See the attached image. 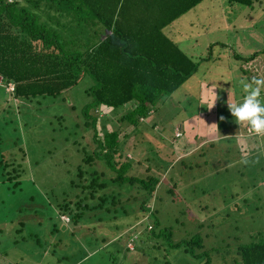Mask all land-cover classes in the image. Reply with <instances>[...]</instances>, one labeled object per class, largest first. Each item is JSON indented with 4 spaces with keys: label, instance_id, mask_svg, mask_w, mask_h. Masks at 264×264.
<instances>
[{
    "label": "rangeland",
    "instance_id": "374dc122",
    "mask_svg": "<svg viewBox=\"0 0 264 264\" xmlns=\"http://www.w3.org/2000/svg\"><path fill=\"white\" fill-rule=\"evenodd\" d=\"M172 23L170 37L184 49L190 38L183 36L188 34L192 37L189 54L197 52V58L203 59L192 76L171 94L161 96L155 111L140 119L138 128L150 138L139 133L136 147L125 148L133 160L149 157L159 165L155 174L160 181L150 212L141 210L139 198L127 201L123 194L118 211L110 196L103 206L94 208L91 204L98 199L85 198V212L79 218L73 216V202L87 193L71 180H77V166L88 152L83 145L94 146L92 127L83 124L80 111L90 100L85 92L92 83L89 75L56 95L30 98L14 97L9 82L0 80V264H202L205 259L210 264H233L238 239L248 243L260 230L264 236V135L236 134L229 144L236 141L243 155L229 159L222 148L225 139H210L224 130L242 131L248 124L235 122L227 102H243L241 80L264 78V63L244 58L256 49L264 58V0L256 1L253 9L202 0ZM260 98L264 100V95ZM126 109L100 106L102 121L98 123L105 122L110 129ZM152 121L158 122L157 128ZM178 132L181 135L176 137ZM236 139L246 141L245 145H238ZM208 140H214L213 146L205 143ZM201 142L205 153L196 151L195 143ZM190 145L196 152L185 161L198 164L185 168L176 158ZM19 146L26 157L19 182L13 186L15 179L7 181L2 175L6 169L1 160L19 161ZM96 165L101 169L100 161ZM175 181L177 186L168 190ZM105 191L109 187L98 193ZM68 203L72 208L64 209ZM155 221L172 227L174 239L200 232L207 253L192 257L182 246L149 248L154 238L147 237L144 229ZM127 233L140 234L137 253L126 248L133 246Z\"/></svg>",
    "mask_w": 264,
    "mask_h": 264
},
{
    "label": "trees",
    "instance_id": "16d2710c",
    "mask_svg": "<svg viewBox=\"0 0 264 264\" xmlns=\"http://www.w3.org/2000/svg\"><path fill=\"white\" fill-rule=\"evenodd\" d=\"M200 1L142 0L141 6L134 5L137 8L133 6V11L127 12L131 0H0V77L6 83H14L11 89L14 97L56 95L75 85L85 74L92 79L85 89L90 100L82 104L80 111L84 116L83 124L92 127L94 146L88 149L83 145L88 152L84 153L82 163L77 166V180H71L73 185L87 193L73 202L74 217H81L88 207V203L83 202L85 198L98 199L91 204V208L103 206L109 196L111 203L117 206L124 203L120 200L123 194H126L127 201L139 198L141 210L151 211V199L160 181L155 174L159 165L149 161V157L133 160L132 154L127 153L125 148L128 144L136 147L140 141L137 138L139 133L150 138L149 133L142 134L144 129L140 131L138 128L142 120L140 117L146 119L151 115L159 98L171 94L192 76L199 60L203 59L201 55L197 58V52L189 54L192 38L188 47L182 49L164 30ZM223 1L226 8L228 3H237L253 9L258 0ZM124 16L131 19L130 23L124 21ZM98 25L99 28L107 27L110 32L99 43L92 45L87 42L91 34L89 30L93 33ZM258 54L256 49L244 58L251 61ZM263 95L264 90L261 97ZM100 106H125L127 109L108 129L105 122L98 123L102 121ZM157 123L151 122L153 128H157ZM99 125L100 129L97 128ZM137 128L139 131H135ZM133 132L135 136L128 143L127 139ZM174 135L179 137L181 132ZM213 141L205 143L213 146ZM205 143L195 146L197 153L206 152ZM189 147L192 148L187 150L186 147L176 158L185 168L198 164L186 163L189 154L196 152L195 147ZM18 149L21 152L19 161L1 160L6 169L2 175L7 181L15 179L13 186L19 182L18 177L24 169L22 162L26 157L23 147ZM98 161L101 162V169L96 165ZM10 165L11 169L8 168ZM176 183L168 190L174 189ZM108 187V193H98ZM69 206V203L64 204L63 208L71 209ZM144 231L147 237L151 235L154 238L149 248L182 246L184 252L192 257L207 253L206 249H202L200 232L174 239L172 227L161 226L160 221L151 222L149 229ZM261 232L258 231L248 243L238 239L235 251L238 258L233 264H264V236ZM125 235L133 242L132 249L126 248L136 252L140 234L135 237L131 233ZM88 249L92 254L93 250ZM87 252L84 249V257H87ZM202 264H210L209 259Z\"/></svg>",
    "mask_w": 264,
    "mask_h": 264
},
{
    "label": "clouds",
    "instance_id": "9594fccd",
    "mask_svg": "<svg viewBox=\"0 0 264 264\" xmlns=\"http://www.w3.org/2000/svg\"><path fill=\"white\" fill-rule=\"evenodd\" d=\"M10 83L12 82H9V84ZM240 85L244 92L243 102L240 104L227 102L229 111L237 124L248 123L251 132L255 133L248 134L245 128V134L258 136L264 135V100H261L260 98L261 91L264 90V78L254 76L251 80H241ZM214 105L215 103L211 104L209 109L213 108ZM220 119L223 120L225 118L221 116ZM243 162L247 163L246 160Z\"/></svg>",
    "mask_w": 264,
    "mask_h": 264
},
{
    "label": "crops",
    "instance_id": "0c3cea01",
    "mask_svg": "<svg viewBox=\"0 0 264 264\" xmlns=\"http://www.w3.org/2000/svg\"><path fill=\"white\" fill-rule=\"evenodd\" d=\"M138 1H139V3H138ZM201 2V1H200ZM142 0H131V3L129 4V6L127 7V12H131V11H133V6L134 5H139V6H141L142 5ZM135 8H137V6H134ZM123 19H124V21L125 22H127V23H130V22H128V21H130L131 19L129 18V17H123ZM228 23H229V21H228ZM173 23H171L170 25H168V26H166L165 28H169V29H167V34L170 36V34H171V32H172V27H171V25H172ZM179 27H181L180 26V24H179ZM165 28H164V30H165ZM172 28V29H171ZM182 28V31L184 32V33H186L187 34V32H186V30L184 29V27H181ZM110 32V30H107V27H105V26H102V28H99V26L97 27V29L93 32V33H91V35H89V40H90V43L92 44V45H94V44H97V43H99V41L107 34V33H109ZM166 32V31H165ZM91 36H94V38L95 39H92L91 38ZM184 38H192L191 36L189 37L188 36V34L186 35V36H183ZM190 44H191V41H190ZM185 46H187V44L185 45ZM250 52V51H249ZM254 61H259V64L258 65H261L262 63H264V58H262V56H261V54H258L257 55V57L255 58V60ZM261 61V62H260ZM256 62V63H257ZM244 129V128H243ZM236 134H238V135H242V134H245V129L244 130H242V131H240V130H237L236 128L235 129H233L231 132H226L225 130L224 131H222L221 133H220V135H216V136H213V137H210V139H216L218 136H221V137H223L224 139H225V142H224V144L222 145V148L226 151V158L227 159H229V158H231V157H233V156H239V155H241L240 157H242V153H241V151H240V149L238 148V146H237V144H236V141H235V145H234V142H233V144H229V139H232V138H234V136L236 135ZM206 138H209L208 136H206ZM237 140V143H238V145H240V144H242V142H240V141H238V139H236ZM241 141H243L244 143H246V141H244V140H242L241 139ZM242 144L241 146H244L245 144ZM260 144H261V141L259 142V147H258V149H260ZM195 145H198L197 143H195ZM257 149V150H258ZM257 150H255V151H257ZM254 151V152H255Z\"/></svg>",
    "mask_w": 264,
    "mask_h": 264
},
{
    "label": "built area",
    "instance_id": "2783aa9c",
    "mask_svg": "<svg viewBox=\"0 0 264 264\" xmlns=\"http://www.w3.org/2000/svg\"><path fill=\"white\" fill-rule=\"evenodd\" d=\"M9 85H10V89H12V88H13V83H10ZM140 119L143 120L144 117H140ZM245 128H246V131L248 132V134H255V133L251 132V130H250V125H249V124L246 125Z\"/></svg>",
    "mask_w": 264,
    "mask_h": 264
}]
</instances>
